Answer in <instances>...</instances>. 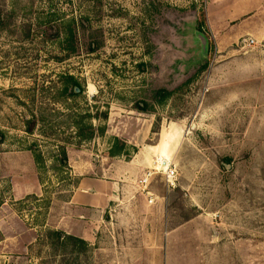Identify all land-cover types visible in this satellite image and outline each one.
Returning <instances> with one entry per match:
<instances>
[{
  "label": "rangeland",
  "instance_id": "374dc122",
  "mask_svg": "<svg viewBox=\"0 0 264 264\" xmlns=\"http://www.w3.org/2000/svg\"><path fill=\"white\" fill-rule=\"evenodd\" d=\"M236 1L0 0V206L17 213L0 239L40 235L0 264H264V24L210 22ZM159 158L175 185L154 173L141 199L164 235L108 226L100 260L48 235L82 168L115 179Z\"/></svg>",
  "mask_w": 264,
  "mask_h": 264
},
{
  "label": "crops",
  "instance_id": "0c3cea01",
  "mask_svg": "<svg viewBox=\"0 0 264 264\" xmlns=\"http://www.w3.org/2000/svg\"><path fill=\"white\" fill-rule=\"evenodd\" d=\"M236 3L237 7H233L230 11H227V9L219 11L220 16L217 15L218 17H214L213 14L210 15V22L216 24V21L219 19L221 21H228L229 18L235 19L239 17L242 19L241 24H264V0H238ZM211 12L213 11L211 10ZM160 148L161 157L164 159V146L162 143ZM138 163L129 164L127 166L123 164L121 176L115 179L111 177L107 178L106 176L83 174L82 168L79 172L76 184L70 190L68 198L62 203L63 208H59L61 212L55 218L50 216L49 222L50 226H52L50 231L60 232V237L67 242L81 244V253L86 252L87 248L90 250V247H92L97 257H102V259L106 256L105 251H107L104 244V229L108 226L115 229V226L118 227V225L134 220L141 222L144 220L149 223L148 226H151L153 221L156 223L162 221V223H160V228H158L164 235V214L158 218V212L154 215H152L153 213L149 215L145 212L146 206H151V204L149 201L146 204V202L141 199L142 190H140L138 182L143 178L145 173L142 175L143 172L139 173L136 171V169L141 168ZM88 170H90V168H87L85 171L88 173ZM132 178L138 179V181L133 182ZM161 180L164 182L162 176ZM23 189L24 188H17L16 190V188L13 187L12 190H16L18 196L21 198L31 195L35 191L30 187L28 189ZM137 194H140L139 199L136 197L138 196ZM135 197L136 201L133 200ZM131 204L134 208L132 210H135L139 204V208L141 210L143 209L145 212L144 216H142L140 212L131 213ZM2 214L5 216L2 217ZM13 216H17L16 211L8 206V204L3 203L0 206V220H7V218L11 219ZM115 221L118 223H115ZM136 226L137 229H140L139 225L136 224ZM158 228H156V230ZM4 229L5 230L2 229L3 237L0 239V253L3 254L2 256H5L7 253H16L19 255V251H26V253H28L30 246L40 237V235H36L33 232L34 230H28L27 233L29 235L31 234V238L28 239L29 241L26 245L23 238L25 231H10L8 228ZM112 250L118 255L120 254L122 258L125 256L123 253H127V251L125 252L124 250L115 251L117 250L116 248ZM74 252H77L75 246ZM149 252L148 255L143 256L142 254L140 258H134V261L137 263L145 258L146 261L149 262L150 258H153L152 255H149ZM159 262L160 261H158V264H161Z\"/></svg>",
  "mask_w": 264,
  "mask_h": 264
},
{
  "label": "built area",
  "instance_id": "2783aa9c",
  "mask_svg": "<svg viewBox=\"0 0 264 264\" xmlns=\"http://www.w3.org/2000/svg\"><path fill=\"white\" fill-rule=\"evenodd\" d=\"M254 43V39H249V44ZM156 173H159L165 180V182L171 186L175 185V181L177 180V172L175 168H172L170 165L164 169L159 168L156 169V172L148 171L142 179L139 180L138 184L140 186V190L146 192L148 185L151 183V180L155 176ZM154 199L150 197L149 202L152 203Z\"/></svg>",
  "mask_w": 264,
  "mask_h": 264
},
{
  "label": "trees",
  "instance_id": "16d2710c",
  "mask_svg": "<svg viewBox=\"0 0 264 264\" xmlns=\"http://www.w3.org/2000/svg\"><path fill=\"white\" fill-rule=\"evenodd\" d=\"M78 89H79V85H77V83H74V90H73V93H75V92H77L78 91ZM140 109L141 110H143V111H146V109H144V107H141L140 106ZM64 157H65V154H64ZM48 235L50 236V235H55V236H59V238H60V236H61V233L60 232H51V231H49L48 232Z\"/></svg>",
  "mask_w": 264,
  "mask_h": 264
},
{
  "label": "bare ground",
  "instance_id": "6f19581e",
  "mask_svg": "<svg viewBox=\"0 0 264 264\" xmlns=\"http://www.w3.org/2000/svg\"><path fill=\"white\" fill-rule=\"evenodd\" d=\"M163 153H164V151H163ZM158 161H159L158 167H160V168L166 169L170 165L168 163L169 162L168 159H166L165 161H163L162 159H158Z\"/></svg>",
  "mask_w": 264,
  "mask_h": 264
}]
</instances>
